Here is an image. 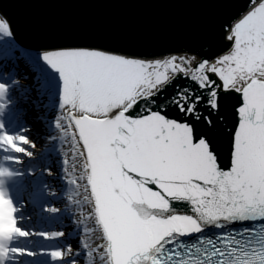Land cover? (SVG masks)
<instances>
[{
    "label": "snow or ice",
    "instance_id": "snow-or-ice-1",
    "mask_svg": "<svg viewBox=\"0 0 264 264\" xmlns=\"http://www.w3.org/2000/svg\"><path fill=\"white\" fill-rule=\"evenodd\" d=\"M224 38L229 46L211 59L86 47L34 54L19 45L0 12V156L28 153L27 137L17 142L6 128L21 111H13L19 104L13 93L26 102L35 91L37 110L39 101L55 97L52 126L65 135L74 126L73 139L82 144L106 241L95 249L101 264H264V0H248ZM21 60L34 89L16 83ZM178 79L185 83L174 84ZM232 92L239 99L229 113L222 98ZM217 133L230 143L227 165L215 148ZM17 211L0 186V219L7 225L0 247L30 235L18 227ZM206 228L224 231L204 235ZM193 234L200 235L182 239ZM25 252L0 251V264ZM73 255L79 253L70 248L50 252L54 261Z\"/></svg>",
    "mask_w": 264,
    "mask_h": 264
},
{
    "label": "water",
    "instance_id": "water-1",
    "mask_svg": "<svg viewBox=\"0 0 264 264\" xmlns=\"http://www.w3.org/2000/svg\"><path fill=\"white\" fill-rule=\"evenodd\" d=\"M247 6L248 0H0V12L11 20L19 45L34 54L86 47L147 58L220 55L230 44L225 26ZM238 99V93H224L225 110L230 113ZM213 139L227 165L228 138L217 133Z\"/></svg>",
    "mask_w": 264,
    "mask_h": 264
},
{
    "label": "bare ground",
    "instance_id": "bare-ground-1",
    "mask_svg": "<svg viewBox=\"0 0 264 264\" xmlns=\"http://www.w3.org/2000/svg\"><path fill=\"white\" fill-rule=\"evenodd\" d=\"M72 128L73 134L75 133L77 136L76 130L74 127ZM73 134L72 136H69V144L65 145L66 148L63 153L65 162L68 164V166H66L68 167V170L66 173L62 172L65 174L62 180L68 184L70 190L66 193L62 192L69 202L64 204L61 207L63 208L61 210L66 209L70 218H72V222L70 220V234L74 235V238L72 239L76 240L75 242L78 245V248H74V250L85 249L92 253L91 256L80 255L81 260L79 261V264H101L99 259L100 254L95 249L97 245L105 244L106 241L103 240L102 229L97 225L95 219L94 198L91 196L90 186L87 185V172L83 168V159L80 156L83 148L81 143L75 145L72 142L74 140ZM50 162L53 163V161ZM0 167H2V162L0 163ZM59 174H61V172H59ZM1 181L2 179H0V183ZM21 208H23L22 205L18 210ZM65 218L66 217L63 216L61 219ZM20 220L21 217L18 218V221ZM6 227V223L0 219V228L6 229ZM21 229L24 230V228ZM19 237L22 238L21 236ZM21 250L25 249L22 248ZM41 254H45L44 256L46 257V253L43 252Z\"/></svg>",
    "mask_w": 264,
    "mask_h": 264
},
{
    "label": "rangeland",
    "instance_id": "rangeland-1",
    "mask_svg": "<svg viewBox=\"0 0 264 264\" xmlns=\"http://www.w3.org/2000/svg\"><path fill=\"white\" fill-rule=\"evenodd\" d=\"M21 77V76H20ZM29 77V76H28ZM19 80H21V82H24V83H28L29 85L30 84H33V81L32 80H30L29 78H26V79H19ZM36 97V96H35ZM53 105L56 103V101L53 99ZM57 115V111H56V108H54V110L52 111V118L54 117V116H56ZM55 132H56V136H57V138H56V140L55 139H52V142H50V144H51V146L53 145V149L54 148H57L61 153H64V151H65V148H66V146L65 145H68L69 144V136H72V133H73V128L72 127H70L69 129H68V131H67V134L65 135V134H62L61 133V131L60 130H57V129H55L53 132H52V134H55ZM19 136V135H18ZM20 137V136H19ZM53 138H54V136H53ZM75 145L76 144H78L77 143V141L76 140H73L72 141ZM23 147H25V148H28V153L27 154H25V153H15L13 156H3V160H4V158L6 159V160H9V161H13L14 160V157L15 156H17V155H19L20 156V158H21V163H16V164H14V167H18V168H22L23 167V164H25V163H27L28 161H29V159L28 158H36L37 157V155H39V154H37V150H36V147L34 146V147H29V144L28 143H25L24 145H23ZM51 148V149H52ZM38 149V148H37ZM2 160V161H3ZM0 161H1V159H0ZM34 163H37V162H34ZM65 161L63 160V158L61 159V168H59L62 172H64V173H66L67 172V170H68V167H66L65 166ZM48 164V163H47ZM50 164V163H49ZM41 166H45L44 164H42ZM5 169V168H4ZM8 168H6V171H4L3 169H1L0 168V174L2 173V174H9V173H13L14 171H12V170H7ZM39 170H35V172H38ZM45 172H46V174H47V176H50V175H54V174H58V173H55V172H53V171H51L50 169H46L45 168ZM64 186L67 188V189H69V186H68V184H64ZM21 205V202H18V205H17V208L19 207ZM55 205H50L49 207H48V209L47 210H54L55 211V207H54ZM54 211H52V212H54ZM48 215H51V213L50 214H48ZM28 228V227H27ZM66 230H67V228H66ZM58 233H63V231L60 229V230H58ZM66 234V233H65ZM64 234V235H65ZM60 250H65V248H62V249H60ZM67 258V257H66ZM65 258V259H66ZM64 259V260H65ZM63 260V261H64ZM59 264H66V263H59ZM69 264H71V263H69Z\"/></svg>",
    "mask_w": 264,
    "mask_h": 264
}]
</instances>
